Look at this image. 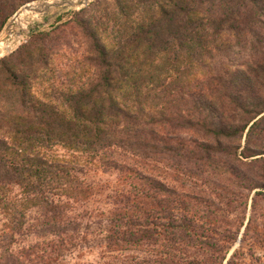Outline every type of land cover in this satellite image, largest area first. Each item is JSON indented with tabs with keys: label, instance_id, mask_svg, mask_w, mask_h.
Listing matches in <instances>:
<instances>
[{
	"label": "trees",
	"instance_id": "obj_1",
	"mask_svg": "<svg viewBox=\"0 0 264 264\" xmlns=\"http://www.w3.org/2000/svg\"><path fill=\"white\" fill-rule=\"evenodd\" d=\"M33 1L0 0V34ZM128 1L151 16L120 44L106 46L82 9L0 58V264H61L95 164L122 179L107 251L150 252L107 264H244L247 237L264 249V217L260 231L246 223L249 200L264 198V0ZM74 46L87 80L36 92Z\"/></svg>",
	"mask_w": 264,
	"mask_h": 264
},
{
	"label": "rangeland",
	"instance_id": "obj_2",
	"mask_svg": "<svg viewBox=\"0 0 264 264\" xmlns=\"http://www.w3.org/2000/svg\"><path fill=\"white\" fill-rule=\"evenodd\" d=\"M38 1H33L28 4H36ZM82 9H86V18L89 24L98 32L99 38L106 46L120 44L125 36L138 23L148 20L151 16V14L148 13V9H143L141 7L135 8L128 0H90L85 7L68 10L53 9L45 15L33 14L28 9L25 11L29 13L25 16L24 12L15 15L17 10L8 22L12 21L15 16L23 15L22 25L24 27V32H27L32 27H35V31L32 34L36 32H49L58 26L56 22L59 17L62 18L59 24H62L71 18L73 12H78ZM14 26L20 27L18 25ZM30 36H27L25 33L23 37H10L5 42L1 43L3 46H8L9 49L2 51L3 53H0V58L8 56L23 44H26ZM77 47L78 46H74V50H72L76 52L79 49ZM72 50L61 49L58 54L53 55L51 64L54 70L52 73L48 72L46 75V80L50 82L45 81V79L44 81L41 80V85L36 88V92H42V90L50 91L53 88L63 92L76 90L87 80L91 74V70H82V66L78 63L80 53H78L79 51L74 53ZM170 75H174V71H170ZM192 78L199 77L197 75ZM54 156L57 158L68 157V155L61 150L55 151ZM164 171L169 173L167 169H164ZM83 178L86 184L91 185L92 192L87 198L70 204L71 211L82 215L83 218L80 221L79 232L74 235L73 238L76 247H72L71 252L66 253L61 264H107L113 261V257L119 255H121V259L128 260L136 256L142 258L148 255L150 253L149 251L141 253L144 250L109 253L105 247L104 237L106 236V230H108L106 219L114 209L112 198L114 193L121 190L122 179L120 175L114 171H105L99 164H95ZM184 181L183 179L180 180V182ZM214 181L218 182L216 178H214ZM186 184L187 187L190 185L189 183ZM254 192L252 194H254ZM20 196L21 194L18 190L9 192V200L20 199ZM25 208L27 209L26 213L28 216L36 217L34 208L31 209V207L28 206H25ZM5 212H8V209H5L4 206L0 207V234L6 230L5 225L8 223L9 219L8 214ZM263 217L264 198L257 200L256 207L253 210L250 207L249 200L246 212V223L248 218L253 219L256 223V230L260 231V224L263 222ZM32 219L31 221L28 220L29 223H35ZM243 231L244 228L241 230V238ZM241 238L235 243L232 251L240 247ZM35 241L36 239L34 240V236L30 235L27 241L25 239L20 240L18 244L14 246V249L19 250L24 246L27 247L29 243ZM241 246L244 254V264H264V249H262L254 238L247 237L245 243Z\"/></svg>",
	"mask_w": 264,
	"mask_h": 264
},
{
	"label": "water",
	"instance_id": "obj_3",
	"mask_svg": "<svg viewBox=\"0 0 264 264\" xmlns=\"http://www.w3.org/2000/svg\"><path fill=\"white\" fill-rule=\"evenodd\" d=\"M89 2L90 0H75L74 2L71 0H40L36 2V8L31 10L29 9L30 4H27L21 7L15 15L22 14L26 9H28L33 14L45 15L53 9H79L87 6ZM34 31L35 27H32L27 32H24L20 28L11 25L10 21L5 25L4 30L0 34V44L8 40L10 37H23L25 36V33L27 36H30Z\"/></svg>",
	"mask_w": 264,
	"mask_h": 264
},
{
	"label": "bare ground",
	"instance_id": "obj_4",
	"mask_svg": "<svg viewBox=\"0 0 264 264\" xmlns=\"http://www.w3.org/2000/svg\"><path fill=\"white\" fill-rule=\"evenodd\" d=\"M71 1H75V0H71ZM37 6H36V4H30L29 5V9H33V8H36ZM29 12H27V11H24V16L26 15V14H28ZM22 17H23V15H19V16H15V17H13V19H12V21H11V23L13 24V25H18V26H20L21 27V29L24 31V27H23V25H22ZM26 18V17H25ZM27 19V18H26ZM25 19V20H26ZM11 24V25H12ZM19 27V28H20ZM9 44V43H8ZM5 45V44H4ZM9 48H8V46H3V45H1L0 44V53L2 52V51H6V50H8ZM3 53V52H2ZM2 56V55H1Z\"/></svg>",
	"mask_w": 264,
	"mask_h": 264
}]
</instances>
